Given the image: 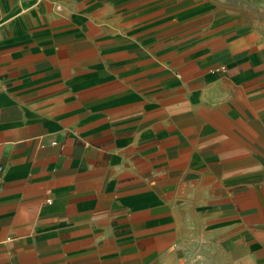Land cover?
<instances>
[{
  "label": "crops",
  "instance_id": "crops-1",
  "mask_svg": "<svg viewBox=\"0 0 264 264\" xmlns=\"http://www.w3.org/2000/svg\"><path fill=\"white\" fill-rule=\"evenodd\" d=\"M0 264H264V0H0Z\"/></svg>",
  "mask_w": 264,
  "mask_h": 264
}]
</instances>
